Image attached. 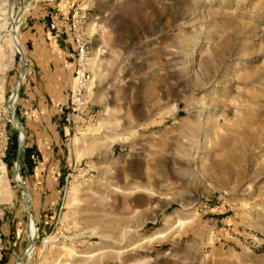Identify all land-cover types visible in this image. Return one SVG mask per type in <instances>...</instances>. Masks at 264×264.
Returning a JSON list of instances; mask_svg holds the SVG:
<instances>
[{"label":"rangeland","instance_id":"1","mask_svg":"<svg viewBox=\"0 0 264 264\" xmlns=\"http://www.w3.org/2000/svg\"><path fill=\"white\" fill-rule=\"evenodd\" d=\"M32 3L0 0V264H264V0H79L58 83Z\"/></svg>","mask_w":264,"mask_h":264},{"label":"crops","instance_id":"2","mask_svg":"<svg viewBox=\"0 0 264 264\" xmlns=\"http://www.w3.org/2000/svg\"><path fill=\"white\" fill-rule=\"evenodd\" d=\"M31 11L26 15L22 41L26 46L31 62L43 66L45 70H56L55 80L63 82L72 74L71 42L57 38L48 27L47 15L50 9L57 10L63 18H69L72 8L79 0H30ZM67 74L69 78H67ZM62 82V83H63ZM61 91H57L56 94ZM62 93V92H61Z\"/></svg>","mask_w":264,"mask_h":264},{"label":"built area","instance_id":"3","mask_svg":"<svg viewBox=\"0 0 264 264\" xmlns=\"http://www.w3.org/2000/svg\"><path fill=\"white\" fill-rule=\"evenodd\" d=\"M70 20V18H63L56 10L49 11L48 13V27L57 38H63L67 35L70 37V32L67 31ZM74 48L76 51V68L74 76L75 84L74 87H72L73 95L75 93L80 94L79 92L89 78L85 45L84 43L75 39Z\"/></svg>","mask_w":264,"mask_h":264},{"label":"water","instance_id":"4","mask_svg":"<svg viewBox=\"0 0 264 264\" xmlns=\"http://www.w3.org/2000/svg\"><path fill=\"white\" fill-rule=\"evenodd\" d=\"M22 59H23V57H22ZM22 59L20 58L21 67L24 66ZM19 77H21V73H20V76H19ZM18 165H19V152H18V154H17V158H16V162H15L14 178H15V180L17 181L18 184H21V182H20L19 179L17 178V175H18V174H17V173H18Z\"/></svg>","mask_w":264,"mask_h":264},{"label":"bare ground","instance_id":"5","mask_svg":"<svg viewBox=\"0 0 264 264\" xmlns=\"http://www.w3.org/2000/svg\"><path fill=\"white\" fill-rule=\"evenodd\" d=\"M15 31V28L13 29V32ZM20 49V48H19ZM20 53V52H19ZM20 55L22 56V53H20ZM23 57V56H22ZM16 98V93L13 94V100ZM12 108V107H11ZM25 188V187H24Z\"/></svg>","mask_w":264,"mask_h":264},{"label":"trees","instance_id":"6","mask_svg":"<svg viewBox=\"0 0 264 264\" xmlns=\"http://www.w3.org/2000/svg\"><path fill=\"white\" fill-rule=\"evenodd\" d=\"M17 143H16V137H14L13 139V145L15 146Z\"/></svg>","mask_w":264,"mask_h":264}]
</instances>
